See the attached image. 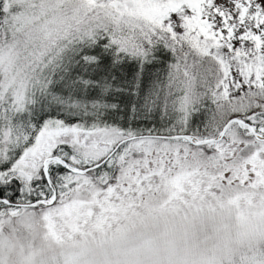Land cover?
Wrapping results in <instances>:
<instances>
[{
	"label": "snow or ice",
	"instance_id": "obj_1",
	"mask_svg": "<svg viewBox=\"0 0 264 264\" xmlns=\"http://www.w3.org/2000/svg\"><path fill=\"white\" fill-rule=\"evenodd\" d=\"M0 264H264V0H0Z\"/></svg>",
	"mask_w": 264,
	"mask_h": 264
}]
</instances>
